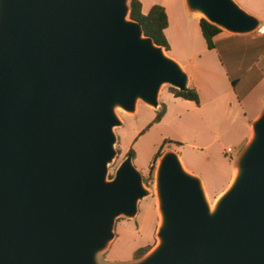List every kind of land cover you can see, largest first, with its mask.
I'll return each mask as SVG.
<instances>
[{"label":"water","instance_id":"obj_1","mask_svg":"<svg viewBox=\"0 0 264 264\" xmlns=\"http://www.w3.org/2000/svg\"><path fill=\"white\" fill-rule=\"evenodd\" d=\"M130 0H0V264H99L116 220L151 196L127 155L108 179L117 110L159 108L189 79L129 18ZM231 35L260 21L234 0H184ZM156 245L126 264H264V104L211 205L179 155L154 176Z\"/></svg>","mask_w":264,"mask_h":264},{"label":"crops","instance_id":"obj_2","mask_svg":"<svg viewBox=\"0 0 264 264\" xmlns=\"http://www.w3.org/2000/svg\"><path fill=\"white\" fill-rule=\"evenodd\" d=\"M139 1L142 5L141 11L143 14L148 13L155 4L164 7L168 17V27L165 29L164 34L170 46L169 53H172L170 56L175 61L177 60L179 63L176 62L186 72L189 87L196 90L199 98V104L197 105L192 101L175 98L169 93L170 102H182V106L188 108L194 114L192 120L195 119L198 124H201L207 130L211 128L212 123L218 121L220 116L225 119L230 113V108L234 106L241 108L240 119L243 120L244 127L248 129V132L238 137L235 144L229 147H225L219 137H215L210 144L205 146V148H209L210 145L219 144V148L214 152L218 163H214L212 157L203 156L204 163L211 166H209V170L202 169L199 164L191 161L187 156L190 166L188 172L191 171L190 173L202 177L200 179L205 190L207 184L211 187L214 195L220 194L232 179L235 160L250 136L251 122L263 108L264 92L261 94L260 105L256 107L251 117H248L243 111L242 101L253 92L257 85L264 81V34L260 35L255 32L256 35L255 33L231 35L222 31L213 39L215 48L208 50L199 27L200 17L190 15L186 11L184 0H148L146 5L141 0ZM234 1L247 13L256 17L261 26H264V0ZM181 24L182 51L173 54L175 49L172 40H174L175 34L180 31ZM231 81L236 82L234 86H232ZM237 89H240L239 92ZM139 105H137L136 112ZM161 106H164L165 113L154 126L169 121L171 114L169 106L165 101H162ZM153 111H155L156 116L159 110ZM191 145H193L194 150L202 151L196 143L191 142Z\"/></svg>","mask_w":264,"mask_h":264},{"label":"rangeland","instance_id":"obj_3","mask_svg":"<svg viewBox=\"0 0 264 264\" xmlns=\"http://www.w3.org/2000/svg\"><path fill=\"white\" fill-rule=\"evenodd\" d=\"M141 1L144 5L148 2V0ZM180 28V31L175 34L174 40H172L173 48L175 49L173 50V54L182 51V24ZM166 53L169 56L172 55V53ZM242 85H240V87H242ZM169 88L171 87L163 86L161 88L159 92L158 108V110H160L162 101H165L169 106L171 114L167 123L155 126L153 124L144 131L155 117V111H153V109L140 104L137 112L132 116L117 110L122 124L120 127L114 128V134L116 136L115 150L117 154L108 166V179L113 178L116 169L127 156V152L132 150L134 152V158H132L133 163L141 172L144 186L151 192V196L139 202L138 215L134 219L120 217L116 220L114 239L111 241L108 248L98 255L99 264L133 263L144 257L156 245L157 240L155 233L159 223V216L156 212L154 176L159 158L154 163L151 178L149 177L148 167L154 153L164 140L178 141L183 143V146L177 147L174 144H169V147L167 149L165 148L161 155L166 150H174L179 155L187 171H189L188 169L190 168L187 156H189L191 161L199 164L200 168L209 170V166L211 165L204 163L202 158L203 156L212 157L214 163H218L215 159L216 154L214 152L219 148V144L210 145L209 148H205L206 145L210 144L215 137H219V140L224 143L223 145L229 147L235 144L238 137L248 132V129L244 127L243 120L240 119L241 108L236 106L230 108V113H228L225 119H222L220 116L218 121L212 123L210 126L211 128L207 130L202 127L201 124H198L194 118V120H192L194 114L189 111L188 108L182 106V102H170L171 97L169 95ZM237 90L239 92L240 89ZM263 92L264 81L257 85L253 92L242 101L243 111L248 117H251L256 107L260 105V99H262L261 94ZM191 142L196 143L202 151L194 150ZM205 187L208 193L209 203L212 205L219 194L214 195L211 187L207 184ZM143 247H148V251L137 259L135 257V252L137 249Z\"/></svg>","mask_w":264,"mask_h":264},{"label":"trees","instance_id":"obj_4","mask_svg":"<svg viewBox=\"0 0 264 264\" xmlns=\"http://www.w3.org/2000/svg\"><path fill=\"white\" fill-rule=\"evenodd\" d=\"M141 2L139 0H130L129 1V18L131 20H134L138 22L143 30V33L145 36L151 38L153 42L161 46L165 52L170 51V46L168 44V41L165 37L164 31L168 27V17L166 15L165 9L161 5H153L148 13L143 14L141 11ZM199 27L201 31V35L204 39L206 48L208 50H212L215 48L214 44V37L221 33L222 31L208 23L206 20L200 18L199 19ZM235 81H231L232 86L235 85ZM170 93L175 98H180L187 101H192L195 104H199V98L196 90L192 87H189L187 91L180 92L178 90H175L173 88H169ZM165 113L164 106H161L160 110L157 112L155 118L152 120V122L144 129L146 131L149 127H151L153 124L160 121L162 116ZM169 144H174L177 147H181L182 143L178 141H170V140H164L156 153L154 154L151 163L149 164L148 170H149V177L151 178V172L154 169V163L155 161L160 157L162 151L166 148H168ZM127 155L132 156L134 158V152L132 150H129L127 152ZM148 251V247L139 248L135 252V257L139 259L141 256H143Z\"/></svg>","mask_w":264,"mask_h":264},{"label":"built area","instance_id":"obj_5","mask_svg":"<svg viewBox=\"0 0 264 264\" xmlns=\"http://www.w3.org/2000/svg\"><path fill=\"white\" fill-rule=\"evenodd\" d=\"M257 34H260V35H263L264 34V26H260L257 31H256Z\"/></svg>","mask_w":264,"mask_h":264}]
</instances>
